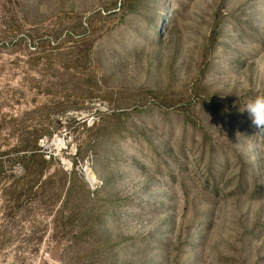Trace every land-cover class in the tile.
<instances>
[{"label": "rangeland", "instance_id": "rangeland-1", "mask_svg": "<svg viewBox=\"0 0 264 264\" xmlns=\"http://www.w3.org/2000/svg\"><path fill=\"white\" fill-rule=\"evenodd\" d=\"M264 0H0V264H264Z\"/></svg>", "mask_w": 264, "mask_h": 264}, {"label": "clouds", "instance_id": "clouds-1", "mask_svg": "<svg viewBox=\"0 0 264 264\" xmlns=\"http://www.w3.org/2000/svg\"><path fill=\"white\" fill-rule=\"evenodd\" d=\"M243 111H247L252 124L264 133V94L249 99Z\"/></svg>", "mask_w": 264, "mask_h": 264}]
</instances>
